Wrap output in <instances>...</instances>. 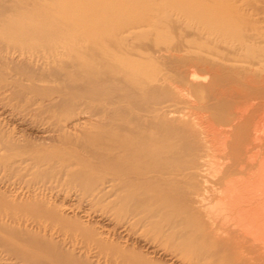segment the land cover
<instances>
[{
	"label": "bare ground",
	"instance_id": "bare-ground-1",
	"mask_svg": "<svg viewBox=\"0 0 264 264\" xmlns=\"http://www.w3.org/2000/svg\"><path fill=\"white\" fill-rule=\"evenodd\" d=\"M0 264H264V0H0Z\"/></svg>",
	"mask_w": 264,
	"mask_h": 264
}]
</instances>
